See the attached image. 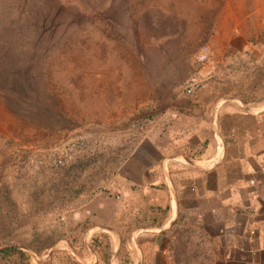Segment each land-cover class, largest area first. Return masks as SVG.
<instances>
[{"label":"rangeland","instance_id":"obj_1","mask_svg":"<svg viewBox=\"0 0 264 264\" xmlns=\"http://www.w3.org/2000/svg\"><path fill=\"white\" fill-rule=\"evenodd\" d=\"M204 95L264 102V0H0V264H110L138 146Z\"/></svg>","mask_w":264,"mask_h":264},{"label":"crops","instance_id":"obj_2","mask_svg":"<svg viewBox=\"0 0 264 264\" xmlns=\"http://www.w3.org/2000/svg\"><path fill=\"white\" fill-rule=\"evenodd\" d=\"M192 104L128 165L138 187L122 195V220L116 211L106 222L110 264L191 263L178 248L210 250L208 264H264V102Z\"/></svg>","mask_w":264,"mask_h":264},{"label":"built area","instance_id":"obj_3","mask_svg":"<svg viewBox=\"0 0 264 264\" xmlns=\"http://www.w3.org/2000/svg\"><path fill=\"white\" fill-rule=\"evenodd\" d=\"M209 52H210L209 47H206L203 49L202 54L199 56L200 61L202 63L209 62V54H210ZM199 87H200V84L198 82L191 80L186 84L185 88L188 94H193L196 90L199 89Z\"/></svg>","mask_w":264,"mask_h":264},{"label":"trees","instance_id":"obj_4","mask_svg":"<svg viewBox=\"0 0 264 264\" xmlns=\"http://www.w3.org/2000/svg\"><path fill=\"white\" fill-rule=\"evenodd\" d=\"M181 235L182 234L179 235L178 240H182V236ZM105 240H106V258H107V262H109V259H110V256H111V252H110L111 242L109 241V237L107 235L105 236ZM96 243L97 244L101 243V241L98 238V236L93 239V247L95 248V251L97 250L96 248H98L96 246ZM7 252H9V251L7 250Z\"/></svg>","mask_w":264,"mask_h":264}]
</instances>
